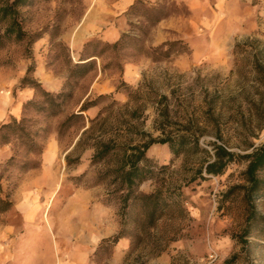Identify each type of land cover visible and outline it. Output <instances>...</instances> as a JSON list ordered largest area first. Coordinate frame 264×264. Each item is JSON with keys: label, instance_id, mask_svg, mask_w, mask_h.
<instances>
[{"label": "rangeland", "instance_id": "obj_1", "mask_svg": "<svg viewBox=\"0 0 264 264\" xmlns=\"http://www.w3.org/2000/svg\"><path fill=\"white\" fill-rule=\"evenodd\" d=\"M135 1L27 0L17 8L16 21L34 41L0 48V125L25 117L41 155L14 140L0 146V188L12 204L0 214V264H224L234 255V264H264L263 235L238 239L246 209L234 188L244 185L245 163L217 176L203 171L214 144L243 156L264 142V0H143L167 14L152 27L127 13ZM6 24L0 21V33ZM113 30L112 42L106 34ZM127 32L146 52L177 40L189 52L152 62L131 46L110 47ZM90 60L94 69L69 81L76 83L72 99L56 117L41 110L33 89L20 87L33 65L29 77L45 91L67 92L72 67ZM87 101L95 105L82 126L59 132ZM27 102L34 104L24 108ZM180 134L193 135L206 152L176 157L153 144L146 157L158 176L139 191L179 187L184 215L165 216L146 235L127 224L115 246L101 244L122 229L106 174L118 154L148 135ZM107 142L115 153L92 164L94 146ZM254 210L264 216V200Z\"/></svg>", "mask_w": 264, "mask_h": 264}, {"label": "trees", "instance_id": "obj_2", "mask_svg": "<svg viewBox=\"0 0 264 264\" xmlns=\"http://www.w3.org/2000/svg\"><path fill=\"white\" fill-rule=\"evenodd\" d=\"M27 0H8L0 7V21H7L2 33H0V48L8 41H23L28 39V44L34 41L33 36H28L22 31L19 23L16 21L17 8L25 6ZM128 14L144 19L149 26H154L167 17L163 9L156 4H150L143 0H136L129 8ZM137 35L132 32L122 33L119 39L111 44L112 48L133 47L141 55L147 56L152 62H160L169 60L175 56L187 54L189 48L187 43L182 40L163 42L160 45L149 48L150 52H146L142 46H138ZM94 69L93 62L83 61L75 64L67 79L68 91H62L56 94L45 91L40 84L29 77L34 71L33 65L28 66L26 75L20 81V87H29L33 89L36 95L42 98L44 106L41 110L48 111L52 117L58 116L64 105L72 99V88L76 85V81L84 78ZM74 80L72 84L69 82ZM33 102H27L24 108L32 106ZM92 101L84 102L78 112L68 115L62 120L58 126L59 132L68 130L75 125H81L84 117L83 112L93 107ZM29 120L25 117L19 120L10 118L9 121L0 125V146L10 145L12 141H17L28 153L36 156L41 155V150L34 140L36 133L29 130ZM187 131V128H185ZM187 133V132H186ZM146 137V134H143ZM148 141L141 145L130 146L123 150L119 155L116 164L106 171L108 179L113 186L110 197L117 199L119 203L118 217L120 218V226L122 229L114 236L103 239L101 244L115 246L117 242L125 236L123 227L127 224L139 227L142 234H149L151 230L156 229V225L165 216L178 219L184 215L182 206L183 197L179 187H172L165 191L156 189L154 192L146 194L139 191V187L150 180H155L158 174H154L156 167L151 165L150 160L146 157V151L153 144L167 145L170 152L178 157L187 150L195 152L204 151L198 146V140L193 135H176L165 136L161 139H152L148 135ZM116 151V146L110 142L102 143L94 146V154L91 159L92 164L104 162L111 157ZM213 159L207 162L203 168L205 175L217 176L224 172L226 166L232 162L239 161L245 163V169L242 177L243 186H236L234 190L242 193V201L245 205V225L238 239L241 243H245L242 238L254 232L264 237V216L258 215L254 210V202L256 200H264V179L260 174L264 173V142L251 153L239 156L229 152L224 146L213 145ZM69 163V161H68ZM32 166L31 168H35ZM162 167L159 169L161 170ZM201 179H204L201 176ZM109 200V198H108ZM12 204L8 197L2 194L0 188V214L7 212ZM133 236V234H131ZM139 239V238H138ZM237 256H232L225 260L224 264H234Z\"/></svg>", "mask_w": 264, "mask_h": 264}, {"label": "crops", "instance_id": "obj_3", "mask_svg": "<svg viewBox=\"0 0 264 264\" xmlns=\"http://www.w3.org/2000/svg\"><path fill=\"white\" fill-rule=\"evenodd\" d=\"M122 2H126V1H129L130 3H131V0H121ZM119 8V10L118 11H122V10H124V8L123 7H118ZM106 37H111V39H110V41H115L116 39H117V37H118V34L117 33H115V31L113 30V31H108L107 32V34H106ZM1 237V236H0Z\"/></svg>", "mask_w": 264, "mask_h": 264}]
</instances>
